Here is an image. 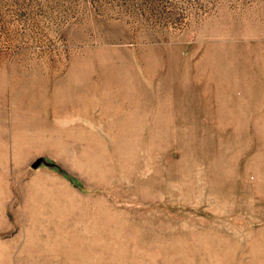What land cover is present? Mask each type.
I'll return each instance as SVG.
<instances>
[{"label":"rangeland","instance_id":"obj_1","mask_svg":"<svg viewBox=\"0 0 264 264\" xmlns=\"http://www.w3.org/2000/svg\"><path fill=\"white\" fill-rule=\"evenodd\" d=\"M0 264H264V0H0Z\"/></svg>","mask_w":264,"mask_h":264}]
</instances>
